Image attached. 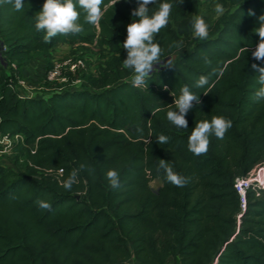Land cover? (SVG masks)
<instances>
[{
	"label": "trees",
	"instance_id": "obj_1",
	"mask_svg": "<svg viewBox=\"0 0 264 264\" xmlns=\"http://www.w3.org/2000/svg\"><path fill=\"white\" fill-rule=\"evenodd\" d=\"M217 1L226 10L215 21L203 17L209 38L201 41L189 36L199 0H167L169 23L155 37L161 59L190 50L153 70L143 87H134L126 78L132 71L112 58L109 70L87 76L86 88L33 96L16 89L13 63L24 77L27 62L65 43L107 47L123 61L138 0H103L96 26L84 24L80 10L84 30L50 43L35 29L46 0H24L19 12L0 4V135L21 134L25 154L19 176L0 165V264H264V188L259 195L249 189L243 206L234 186L236 177L264 162V100L253 99L260 85L251 67H264L252 56L264 0ZM162 2L149 5L150 14ZM181 40L182 47H170ZM44 59L46 80L53 66ZM215 67L224 72L211 77L210 87L193 86ZM184 85L201 101L187 113L186 129L166 117ZM213 116L230 119L232 127L223 139L211 136L208 152L196 156L188 137ZM161 134L169 137L165 145L156 140ZM161 159L189 182H168L157 171ZM74 169L78 183L66 191L61 181ZM109 169L120 174L118 189L106 178ZM155 179L163 182L158 190L150 185ZM38 199L50 202L51 211L40 209Z\"/></svg>",
	"mask_w": 264,
	"mask_h": 264
},
{
	"label": "clouds",
	"instance_id": "obj_2",
	"mask_svg": "<svg viewBox=\"0 0 264 264\" xmlns=\"http://www.w3.org/2000/svg\"><path fill=\"white\" fill-rule=\"evenodd\" d=\"M117 2V0H116ZM157 0H138V8L131 13L133 17H139L127 26V37L122 47L127 51V58L123 59L122 67L130 69L133 73L131 84L134 87H143L146 81L151 77L154 65L161 61L163 49L155 41V37L169 23L173 4L170 2H162L159 4L158 10L150 14L149 5L156 4ZM183 3V0H181ZM0 4H9L13 6L14 11H21L24 7V0H0ZM103 0H46L43 8L36 17L35 29L44 32L43 40L50 43L51 40L58 36L77 35L84 30V24L96 26L102 18ZM83 10V21L81 23V11ZM222 6L217 4L216 11L222 12ZM255 15L254 12H250ZM260 27L255 29L258 33L260 41L252 52V56L256 60H264V15L259 17ZM193 35L201 41H207L209 38V25L202 16H196L192 22ZM183 41H173L170 47H182ZM248 51V49H247ZM204 63L211 66V61L205 58ZM171 59L167 61L166 66H172ZM253 69L258 70V84L260 87L253 93V99L257 102L264 100V67H259L253 63ZM224 68L215 67L207 75H200L194 82L195 88L207 89L211 86L210 81L213 75L217 79L223 75ZM208 94L210 91H203ZM174 96V95H173ZM174 105L176 110H168L167 120L176 128H188V120L186 115L193 108L194 103L200 104V95L190 90L188 85L182 86L180 95L174 96ZM160 109L152 110L153 115ZM232 127V121L223 116H213L210 121L203 120L196 123L193 131L188 137V150L196 156L204 155L209 150L210 137L215 136L223 139L227 131ZM139 133L143 132L142 128H137ZM160 145L169 142V137L159 135L156 137ZM81 169H85L86 165L81 164ZM163 170L166 174L168 182L176 187H184L189 181L188 178L176 173L173 168L161 159L157 171ZM88 171L94 172L89 168ZM106 178L113 189L121 186L120 174L115 169H109ZM78 183V172L74 169L66 180L61 181V187L66 191H71L74 184ZM37 206L46 211H51L52 204L46 200H37Z\"/></svg>",
	"mask_w": 264,
	"mask_h": 264
},
{
	"label": "rangeland",
	"instance_id": "obj_3",
	"mask_svg": "<svg viewBox=\"0 0 264 264\" xmlns=\"http://www.w3.org/2000/svg\"><path fill=\"white\" fill-rule=\"evenodd\" d=\"M219 4L222 6V12L216 11V5ZM226 7L220 4L217 0H199V10L197 13L193 14V18L196 16L207 17L210 21H215L224 11ZM190 38L197 39L193 35V27L189 29ZM190 50L189 47H184L177 50L175 53L170 55L172 62H174L177 58L183 56L186 52ZM1 59H3L2 54L0 52ZM78 56L84 59L86 64L85 68H80L76 71H72L69 68L65 70V80L61 77L59 80H40L37 83H31L27 77L26 78L30 87H35L32 93L35 95H48L49 93L55 90H68V89H79L83 87V83L87 81V76L94 75L98 76L101 72L105 71L109 67L108 61L114 58L116 60L117 65L122 67L123 61L113 52L109 50V48L104 47L101 48L98 45H71V44H61L57 47L46 51L40 52L38 57L32 61V65L30 63H26L25 69L35 67V60H45L44 58H48L49 68L55 66L56 63H62L68 57ZM164 58L163 65H167V61L169 60ZM8 73L10 72L9 66L6 65ZM46 66V65H45ZM123 68V67H122ZM24 69V70H25ZM156 68H153L155 70ZM109 70V69H108ZM133 73L130 72L127 75V79L131 80ZM77 80H80L79 82ZM31 91H27V94H30ZM24 150H22V143H15L11 150H8L4 153L0 154V165L5 166L8 170H10L13 174L21 175L25 172V161H24ZM150 185L158 190L163 186V182L161 179H155L150 182ZM133 264H138L135 260H131ZM168 264H178L177 262L170 259Z\"/></svg>",
	"mask_w": 264,
	"mask_h": 264
},
{
	"label": "built area",
	"instance_id": "obj_4",
	"mask_svg": "<svg viewBox=\"0 0 264 264\" xmlns=\"http://www.w3.org/2000/svg\"><path fill=\"white\" fill-rule=\"evenodd\" d=\"M14 72V76L10 77V79L15 83L16 89L19 91L21 95H35L33 90L35 87H30L26 78L17 72V65L12 64ZM86 64L83 58L78 56L68 57L62 63H56L51 69H49L46 73V80H59L61 77L65 78V70L69 68L72 71H76L80 68H85ZM78 82L80 80H77ZM82 88H86L84 83L82 84ZM27 91H31L30 94H27ZM23 136L21 134L15 135H0V154L4 153L8 150H11L15 143L23 140ZM62 170H60L61 172ZM234 186L236 190L239 192L241 196V200L243 206L246 204V194L249 189H254L257 195L260 194L261 189L264 188V162L258 163L255 165L246 175H241L236 177L234 181Z\"/></svg>",
	"mask_w": 264,
	"mask_h": 264
},
{
	"label": "crops",
	"instance_id": "obj_5",
	"mask_svg": "<svg viewBox=\"0 0 264 264\" xmlns=\"http://www.w3.org/2000/svg\"><path fill=\"white\" fill-rule=\"evenodd\" d=\"M66 44V43H65ZM61 45V44H60ZM34 61H30V65H32ZM35 67L32 69V67L25 69L24 74L29 79L31 83H37L38 81L42 80L44 77V73L46 71V62L45 60H35Z\"/></svg>",
	"mask_w": 264,
	"mask_h": 264
},
{
	"label": "water",
	"instance_id": "obj_6",
	"mask_svg": "<svg viewBox=\"0 0 264 264\" xmlns=\"http://www.w3.org/2000/svg\"><path fill=\"white\" fill-rule=\"evenodd\" d=\"M171 56H168V57H166L167 59H169ZM163 61H161L160 63H158L157 65H154V68H161V67H163L164 65H163V63H164V59H162Z\"/></svg>",
	"mask_w": 264,
	"mask_h": 264
}]
</instances>
